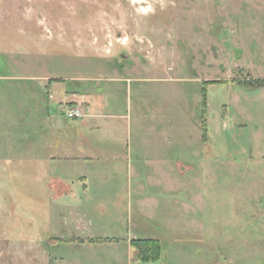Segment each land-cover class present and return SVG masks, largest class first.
<instances>
[{
    "label": "rangeland",
    "instance_id": "rangeland-1",
    "mask_svg": "<svg viewBox=\"0 0 264 264\" xmlns=\"http://www.w3.org/2000/svg\"><path fill=\"white\" fill-rule=\"evenodd\" d=\"M255 78L264 0H0V264H264Z\"/></svg>",
    "mask_w": 264,
    "mask_h": 264
},
{
    "label": "crops",
    "instance_id": "crops-1",
    "mask_svg": "<svg viewBox=\"0 0 264 264\" xmlns=\"http://www.w3.org/2000/svg\"><path fill=\"white\" fill-rule=\"evenodd\" d=\"M96 125H97V128H98V126L100 125L99 123H97L96 122ZM77 135H79L78 133H74V135L71 137V136H69V138H75ZM84 137V136H83ZM62 138V137H61ZM80 138H81V135H80V137L78 136V141H77V143L78 144H80ZM86 139H88V138H86ZM64 140H66V139H64ZM76 140H77V137H76ZM73 145H75V142H74V144ZM64 146L66 147V144L64 143ZM68 146V145H67ZM70 147H67V149H69ZM76 149H77V152L78 153H81V152H83L82 150H84L83 148H81V146L79 145L78 146V148L76 147ZM82 149V150H81ZM177 164H178V166H179V168H181V166L183 165V163L181 162V161H178L177 162Z\"/></svg>",
    "mask_w": 264,
    "mask_h": 264
},
{
    "label": "trees",
    "instance_id": "trees-1",
    "mask_svg": "<svg viewBox=\"0 0 264 264\" xmlns=\"http://www.w3.org/2000/svg\"><path fill=\"white\" fill-rule=\"evenodd\" d=\"M264 81H263V79H259V78H255V79H252V80H249L248 82H246L247 84L248 83H250V84H257V85H261L262 83H263ZM249 84V85H250ZM134 245V244H133ZM152 249V248H151ZM155 249H157V247H155ZM137 250H138V252H137V255L139 256L140 255V253L143 251V249L142 248H140V246H138V248H137ZM157 253H158V251H157ZM151 259V258H150Z\"/></svg>",
    "mask_w": 264,
    "mask_h": 264
},
{
    "label": "built area",
    "instance_id": "built-area-1",
    "mask_svg": "<svg viewBox=\"0 0 264 264\" xmlns=\"http://www.w3.org/2000/svg\"><path fill=\"white\" fill-rule=\"evenodd\" d=\"M66 116L69 119H73V118H78L79 116H81V113L79 112L77 108H72V109L67 110Z\"/></svg>",
    "mask_w": 264,
    "mask_h": 264
}]
</instances>
